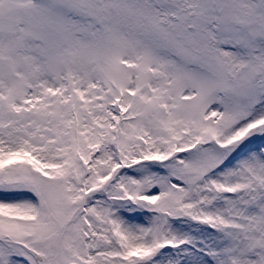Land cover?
Segmentation results:
<instances>
[{"label": "snow or ice", "instance_id": "obj_1", "mask_svg": "<svg viewBox=\"0 0 264 264\" xmlns=\"http://www.w3.org/2000/svg\"><path fill=\"white\" fill-rule=\"evenodd\" d=\"M0 264H264V0H0Z\"/></svg>", "mask_w": 264, "mask_h": 264}]
</instances>
